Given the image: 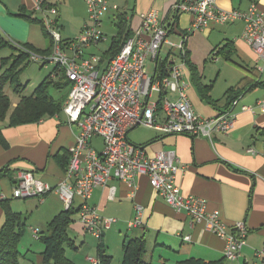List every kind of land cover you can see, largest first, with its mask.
Wrapping results in <instances>:
<instances>
[{"label": "crops", "instance_id": "1", "mask_svg": "<svg viewBox=\"0 0 264 264\" xmlns=\"http://www.w3.org/2000/svg\"><path fill=\"white\" fill-rule=\"evenodd\" d=\"M123 1L124 9H120V13L126 16L132 34L141 25V15L152 10L157 11L161 21L170 29L174 26L169 35L170 41L172 38L180 41L183 34L189 33L192 17L187 13H176L174 6L178 0ZM111 2L118 5L115 0ZM38 3L55 7L57 15L38 9ZM252 4H256L264 19V0H217V5L225 11L248 10ZM107 15H110L108 19L115 27V12ZM49 19L57 21L63 40H73L88 23L86 4L83 0H0V35L10 44L48 49L52 41V36L48 35ZM244 30L243 22L211 23L202 31L190 32L186 42L185 75L190 82L188 97L195 112L204 118H212L232 111L235 120L231 130L226 135L214 136L213 140L182 134L165 135L157 131L159 135L152 142L139 146L151 157L160 152L175 151L180 160L181 171L177 177L180 193L184 197L195 196L206 200L208 211H219L229 230L238 222L245 224L249 233L241 257L235 261L226 260L224 240L207 231L203 223H194L185 213L172 209L153 189L147 176L140 175L135 179L137 189L133 196L125 183L113 179L106 187L95 188L88 200V205L96 209L101 217L116 220L107 231L120 233L124 230L123 241L145 239L147 252L144 259L151 264H178L189 260L206 264H264L255 256L264 242V110L256 109L257 104L264 101V61L259 60L253 48L242 39ZM102 31L104 33L103 28ZM104 35L105 38L97 45L85 49L86 57L98 55L103 60L115 37L109 41ZM102 44L106 45L103 50ZM167 48L165 56L162 57L161 52L162 61H166L170 53ZM5 50H10L12 54ZM14 53L13 49L5 48L0 51V60ZM109 60L104 59L100 68L105 67ZM149 63L154 64L153 75L156 64L148 62L147 65ZM218 82L224 87L220 94L214 90ZM203 90L207 91L209 98L203 97ZM69 94L70 91H67L62 99V110L49 119L16 127H8L7 120L0 121V170L8 167L7 172L0 175V231L6 221L4 206L23 217L16 210L12 196L20 172H33L38 179L53 187L64 179L70 159L69 149L79 132L63 112ZM235 97L236 104L231 107ZM171 98L177 99L178 95L173 94ZM244 107L253 111H245ZM93 147L101 151V139L95 138ZM252 148L258 155L249 152ZM37 199L46 226L40 222L27 230L44 246L38 264H55L53 261L46 263L43 255L46 245L41 238L47 235L50 223L64 209L56 193L43 200ZM137 206L142 207V224L130 228L129 224L137 215ZM33 229L40 231L39 239H36ZM26 234L25 231L24 236ZM89 236L76 213L67 231L69 242L64 246L68 260L74 264H85L90 259L91 256L69 258L66 251L68 246L77 250V243L82 242L78 253L84 254L89 248ZM113 237V233L108 236L104 233L99 240L95 259H99L102 253L99 246L102 245L108 260L101 264L113 263L109 250ZM185 237H190V240H185Z\"/></svg>", "mask_w": 264, "mask_h": 264}, {"label": "built area", "instance_id": "2", "mask_svg": "<svg viewBox=\"0 0 264 264\" xmlns=\"http://www.w3.org/2000/svg\"><path fill=\"white\" fill-rule=\"evenodd\" d=\"M87 7L88 23L82 33L62 47V36L57 21L47 22L49 34L55 47L50 63L62 67L72 89L63 112L70 124L79 132L70 147L69 164L64 179L53 187L38 179L33 172H20L13 187V198H41L56 193L64 210H78L86 233L102 240L104 233L116 222L103 218L88 200L97 187H106L116 179L125 183L135 193V179L147 176L157 194L177 213H185L194 223H203L207 231L225 242L224 258L235 261L241 257L249 233L245 224L238 222L229 230L221 220L219 211H208L207 201L195 197H184L177 185L181 171L180 160L175 151H164L149 156L145 149L131 144L127 139L130 130L143 125L165 135L182 134L213 140L216 135H226L232 128L235 115L232 111L212 118L198 115L188 97L190 82L185 75L186 42L190 32L202 31L209 24L243 22L242 39L264 61V19L256 4L248 10H222L217 0H178L174 9L177 14L187 13L192 17L189 33L183 34L178 43L169 40L170 29L152 10L141 15V25L134 30L105 67L100 68L102 57L85 56V49L97 45L105 38L102 31L103 19L111 12H120V7L111 0H83ZM38 9L57 15L51 5L38 3ZM164 46L170 53L162 61ZM34 60H41L37 55ZM156 64L154 74H149L147 63ZM262 70V69H261ZM177 94V99L171 95ZM154 95L156 101H152ZM236 101L232 103V106ZM245 111H253L244 107ZM256 109L264 110V101ZM101 139L103 149L97 151L93 140ZM252 155H258L250 149ZM264 154V147H263ZM114 188L111 193L113 195ZM137 215L130 228L142 224V207L137 206ZM36 239L40 231L33 229ZM189 241L190 237H185ZM257 259L264 262L263 247L255 252ZM93 264L100 259L90 258Z\"/></svg>", "mask_w": 264, "mask_h": 264}, {"label": "trees", "instance_id": "3", "mask_svg": "<svg viewBox=\"0 0 264 264\" xmlns=\"http://www.w3.org/2000/svg\"><path fill=\"white\" fill-rule=\"evenodd\" d=\"M113 13V12H112ZM116 21V22H115ZM115 28L116 36L113 38L111 48L103 56L104 59H113L115 55L121 50L123 45L131 37L132 31L129 27L126 16L120 12L115 13ZM174 27V26H173ZM172 27V29H173ZM60 30V29H59ZM171 33V31H170ZM48 35H51L48 32ZM51 44L46 50H38L30 45H13L7 42L0 35V51L5 48L13 49L14 53L11 57L2 59L0 66V121L4 122L7 118L11 104L10 100L5 94V87L7 84H15L19 82V72L33 61V56L37 55L41 59L43 66L51 64L54 66L53 71L49 74L46 80L42 81L35 89L32 95L24 96L21 99L20 104L11 113L8 121V127H16L24 124H31L40 122L42 119L55 115L62 110V102L56 100L53 96L49 95L48 90L50 86H56V89H68L71 91L72 83L65 76L62 67L59 63H50L47 59L53 55L54 52V39L51 38ZM70 40H62V47H65ZM187 57V53H186ZM102 60V62H103ZM60 79V81H66L64 83L55 84L54 81ZM20 83L15 87V90L19 91ZM208 88V87H207ZM204 87V89H207ZM229 92L227 95H229ZM202 95L205 98H209L207 91H202ZM229 98H231L229 96ZM232 98V101H235ZM208 100V99H207ZM210 101V99L208 100ZM8 167L0 170V175L7 172ZM6 221L0 231V264H16L19 254V242L24 235L25 223L20 214L14 213L8 206H4ZM78 213V210L73 208L71 210H63L54 220L50 223L47 231V235L41 239L46 245L44 258L46 263L53 261L55 264H74L68 260L65 256L64 246L68 244L67 231L70 226L73 215ZM102 253L99 255V259L102 263L108 262L103 246H99ZM123 258L122 264H151L144 258L147 252L146 241L144 238H136L125 240L122 246ZM189 260L183 261L178 264H206L200 261ZM222 262L218 263L221 264Z\"/></svg>", "mask_w": 264, "mask_h": 264}, {"label": "rangeland", "instance_id": "4", "mask_svg": "<svg viewBox=\"0 0 264 264\" xmlns=\"http://www.w3.org/2000/svg\"><path fill=\"white\" fill-rule=\"evenodd\" d=\"M115 2L118 3V6L120 7V9H124V1L123 0H115ZM110 15L105 16L103 22H104V27L102 26V28L104 29V33L107 35V39L109 41H111L113 36H116V29L113 26V24L111 23L112 21L110 19H108ZM71 20V19H69ZM49 31V30H48ZM76 39V38H75ZM172 42L174 41V43H178L179 40H175L174 38H172L171 40ZM102 48H106V45L101 46ZM103 50V49H102ZM168 48L165 46L163 48L162 51V57L166 55ZM9 55L12 54V52H10V50H5ZM16 54V53H15ZM3 56H5L3 54ZM1 59V58H0ZM222 63V61H221ZM1 60H0V66H1ZM153 67L154 64L153 63H149L147 65L148 68V72L149 74L153 73ZM54 66L51 64H46L45 66H43L42 61L40 60H33L30 62V64L28 66H26L22 72H19V82L17 81L15 84H7L4 91L5 94L7 95V97L10 100V110L8 112L7 118L6 120L9 121L10 116L16 108L17 106L20 104L21 99L24 96H30L33 94L34 89L44 80L47 79V77L49 76V74L53 71ZM20 83L21 86H19V91L18 92L15 90V87ZM60 83H64L63 81H60V79H56L54 81V85L55 84H60ZM221 82H218L215 85V92H222V84H220ZM68 89L64 88V89H56V86H50L49 90H48V94L53 96L56 100L62 102V99L64 97V95L67 93ZM157 100V96L154 95V97L152 98V101H156ZM49 119V118H47ZM159 133L157 131H155L154 129L145 127L143 125H140L134 129H132L129 133H128V140L130 143H132L135 146H140L141 144H149L150 142H152L151 140H153L156 136H158ZM31 200H27V199H14L13 203L16 206V210H19L22 215H23V219H24V223H25V229L27 234L21 237V240L19 242V254H18V258H17V263L16 264H38V257L40 255V253H42L44 251V246L42 245L41 241H37L33 238V235L30 234V232H28L27 228L30 230V227H36L38 226V224L40 222L43 223V225L46 226V222L43 221V217L42 214L40 212V202L38 201L37 198H29ZM35 199V200H34ZM76 217V216H74ZM123 226V225H122ZM124 229L126 228L125 226L123 227ZM124 230H122L120 233H114V230L112 232L110 231H106L105 234L108 236L110 234L113 233V238H111V243H110V252L113 255V263L112 264H121V258H122V246H123V240H124V235H122V233ZM88 241L87 244H89V248L88 250H86V252L84 254H79L78 250L81 249L82 247V242H78L76 247L77 250L74 247L71 246H66V251L68 256H70L69 258H86L91 256L90 258L95 259L97 257V252H96V248L97 245L99 243V240L94 238L93 236H89L87 237ZM84 241V240H82ZM92 250L95 251V253H90V251L92 252ZM44 255V254H43ZM259 260V259H258ZM261 261V260H259ZM85 264H91V262H89V260L87 259V262L85 261ZM156 264V263H154ZM226 264H231V263H226Z\"/></svg>", "mask_w": 264, "mask_h": 264}, {"label": "bare ground", "instance_id": "5", "mask_svg": "<svg viewBox=\"0 0 264 264\" xmlns=\"http://www.w3.org/2000/svg\"><path fill=\"white\" fill-rule=\"evenodd\" d=\"M39 241V240H38Z\"/></svg>", "mask_w": 264, "mask_h": 264}]
</instances>
